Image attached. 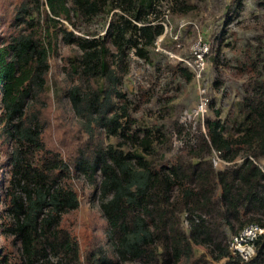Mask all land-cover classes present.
Listing matches in <instances>:
<instances>
[{
  "label": "rangeland",
  "instance_id": "rangeland-1",
  "mask_svg": "<svg viewBox=\"0 0 264 264\" xmlns=\"http://www.w3.org/2000/svg\"><path fill=\"white\" fill-rule=\"evenodd\" d=\"M71 3L67 0L71 10L67 18H54L46 0H0V42L10 35L30 33L32 28L50 41L41 139L48 151L68 165L69 172L63 174L61 182L76 193L78 207L63 216L62 228L75 238L80 264H93L101 251L116 259L100 210V171L91 179L81 172L77 164L82 154L112 146L135 162L132 155L139 151L164 173L180 161L208 163L215 171H222L239 165L245 157L241 151L234 162H227L223 153L210 150L209 142L205 145L206 126L218 121L223 136L236 139L248 110L246 101L259 99V91L264 92V0H151V8L141 14L140 22L134 20L135 12L127 0L103 1L95 16L75 10ZM113 24L126 31L121 52L108 33ZM141 24L149 26L152 35L160 33L153 44H146L147 38L134 29ZM65 36L71 41L95 40L109 48L113 76L98 85L107 93L108 118L116 119L115 132L96 121L86 126L76 116L69 91L73 86L85 89L86 80L77 65L82 51ZM137 49L144 56H139ZM1 127L0 260L20 264L21 240L11 232L15 220L10 212L9 194L14 183L9 156L13 147ZM145 138L150 141L146 152L139 144ZM32 157L37 161L46 153L35 152ZM259 165L264 169V160ZM178 193L177 188L171 191L172 197ZM15 194L20 197L19 189ZM250 218L264 223L261 215L231 220L228 226L232 228H224L226 244L240 231L239 226L254 222H249ZM181 223L187 233L184 213ZM193 250L195 258L205 255L209 264L224 263L213 261L202 246ZM123 264L144 263L135 260Z\"/></svg>",
  "mask_w": 264,
  "mask_h": 264
},
{
  "label": "trees",
  "instance_id": "trees-1",
  "mask_svg": "<svg viewBox=\"0 0 264 264\" xmlns=\"http://www.w3.org/2000/svg\"><path fill=\"white\" fill-rule=\"evenodd\" d=\"M107 0H72V8L95 16ZM133 17L140 22L141 14L151 8V0H127ZM54 18H67V0H46ZM146 44L151 45L156 32L141 24L134 26ZM109 36L118 52L122 51L126 31L112 25ZM46 38L49 40V36ZM81 51L78 62L86 80V88L73 86L69 91L72 107L85 125L101 123L115 132V118H108L110 103L99 82L110 80L109 48L95 40L75 38ZM50 41L32 28L30 33L10 35L0 42V125L12 143L10 166L13 191L9 194L10 212L15 220L11 232L21 240L20 264H80L79 247L70 232L62 228L63 216L78 207L73 189L61 182L68 174V165L56 153L45 148L41 139V109L46 96V75L49 69ZM139 56H144L137 49ZM73 71L76 67L72 66ZM247 100L248 110L240 123L236 139L223 136L218 121L208 122L206 146L223 153L227 162H234L241 151L246 153L239 165L215 171L208 163L193 165L179 162L167 173L154 168L139 151L135 162L121 150L109 146L82 154L78 168L91 179L100 171V210L113 241L115 260L104 253L93 264H123L141 261L144 264H209L205 255L194 257V246H202L215 262L223 264H264V236L255 243V255L249 261L232 255L226 244V230L231 220L242 216L264 217V92ZM218 115V112H216ZM1 137V135H0ZM148 151L150 141H140ZM234 148V150H233ZM238 150V151H237ZM35 152L46 157L35 160ZM179 193L172 197L171 191ZM220 194L217 196V190ZM19 189L18 197L15 194ZM185 214L188 231H184L181 215ZM199 213V214H197ZM242 214V215H241ZM250 224L264 223L250 218ZM249 225V224H248ZM247 226V225H246ZM241 229L244 224L239 226ZM240 229V230H241ZM93 255V254H92ZM52 258L58 261L53 262ZM0 264H6L5 258Z\"/></svg>",
  "mask_w": 264,
  "mask_h": 264
},
{
  "label": "built area",
  "instance_id": "built-area-1",
  "mask_svg": "<svg viewBox=\"0 0 264 264\" xmlns=\"http://www.w3.org/2000/svg\"><path fill=\"white\" fill-rule=\"evenodd\" d=\"M261 236H264V227L249 224L229 238L228 249L232 255L249 261L255 255V243Z\"/></svg>",
  "mask_w": 264,
  "mask_h": 264
}]
</instances>
